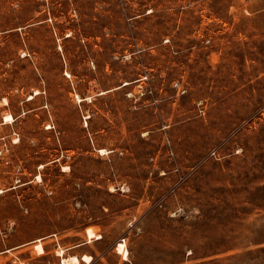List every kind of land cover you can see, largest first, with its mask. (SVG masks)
I'll use <instances>...</instances> for the list:
<instances>
[{
    "label": "rangeland",
    "instance_id": "obj_1",
    "mask_svg": "<svg viewBox=\"0 0 264 264\" xmlns=\"http://www.w3.org/2000/svg\"><path fill=\"white\" fill-rule=\"evenodd\" d=\"M0 189V264H264V0H0Z\"/></svg>",
    "mask_w": 264,
    "mask_h": 264
},
{
    "label": "bare ground",
    "instance_id": "obj_2",
    "mask_svg": "<svg viewBox=\"0 0 264 264\" xmlns=\"http://www.w3.org/2000/svg\"><path fill=\"white\" fill-rule=\"evenodd\" d=\"M5 117L6 118L7 117H10L11 118L10 115H6ZM0 191H1V189H0ZM117 251L124 252L123 244L120 243V242L117 245ZM80 260L83 261V262H85V263H89L91 261V257H90V255H86V254L82 255L80 258H78L75 255H72V256H68V257H62L61 262H62V264H80L79 263Z\"/></svg>",
    "mask_w": 264,
    "mask_h": 264
}]
</instances>
